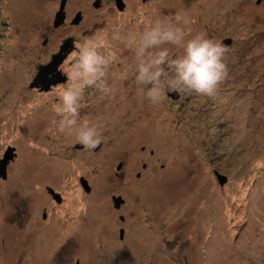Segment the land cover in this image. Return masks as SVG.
Returning <instances> with one entry per match:
<instances>
[{
  "label": "rangeland",
  "instance_id": "1",
  "mask_svg": "<svg viewBox=\"0 0 264 264\" xmlns=\"http://www.w3.org/2000/svg\"><path fill=\"white\" fill-rule=\"evenodd\" d=\"M3 1L0 21L10 28L0 37V159L8 147L15 157L7 177H0V264H28L32 257L23 248L26 261L15 260L24 242L14 228L16 204L27 201L31 214L54 215L46 186L62 192L66 181L80 175L100 186L119 161L133 181L135 172L142 174V187L138 182L124 194L137 199L148 221L135 232L133 247L118 242L110 253L96 252L99 264H264V0H151L146 11L129 4L133 14L142 12V23L130 12L110 14L85 0L79 28L84 37L114 29L130 36L159 15L180 14L189 35L203 32L234 42L224 58L228 75L212 96L179 94L173 100L166 94L156 106L131 80L116 94L122 108L107 103L108 95L98 96L93 109L99 119L113 117L101 120L107 123H100L104 141L96 152H80L74 138L58 133L54 90L27 87L45 56L31 48L43 22L53 16L54 0ZM113 49L122 57L110 72L121 79L134 58L119 42ZM86 108L80 107L81 119L96 117ZM141 146L145 152L139 159ZM217 173L226 177L224 184ZM71 196L66 193L67 200ZM105 254L114 260L103 261Z\"/></svg>",
  "mask_w": 264,
  "mask_h": 264
},
{
  "label": "flooded vegetation",
  "instance_id": "2",
  "mask_svg": "<svg viewBox=\"0 0 264 264\" xmlns=\"http://www.w3.org/2000/svg\"><path fill=\"white\" fill-rule=\"evenodd\" d=\"M0 1L4 2L3 0ZM90 1L92 7L96 10L104 8L110 14L111 12L113 14L130 12V18L135 23L138 20L142 23L144 21L142 12L133 14L134 10L129 8V4L137 5L140 7V10L146 11L151 0ZM54 2L56 8L53 16L51 19L43 22L38 32L39 35H37L31 48L32 53L36 54V50L37 52L43 50V54L45 55L44 59L38 60L27 86L29 89L39 92H51L65 82L66 78L62 69L68 57L75 50V44L85 34V32L79 31L84 21L82 9L85 0H54ZM257 3H259V0H257ZM60 9L64 12V19L61 22L54 23L55 16L60 12ZM135 10L137 11L138 9ZM77 15H79L78 18ZM76 18L77 20H75ZM9 28L10 25L8 23L0 21V32L3 37L4 30ZM78 31L82 35H78ZM224 40H230L226 45L227 48L234 44L231 37H226L221 42ZM111 43L112 47H114L115 42ZM42 66L46 67L38 75L39 77L36 78L39 68ZM117 67L118 63H116ZM110 71L111 68L106 76V81L111 87L112 92L108 94L109 102L107 103H113V105L122 108L123 106L120 104V101L116 99V94L120 93L119 86L123 94L126 81L118 79L119 77L116 79L112 78L113 76ZM117 79L118 82L116 83ZM170 93L172 92H168L167 95L172 99ZM100 95L101 93L94 88L86 89L84 98L81 101V106L87 107L86 114L90 110L93 114L95 111L93 108L96 106V102H98L97 97ZM177 95L176 99L179 98V94ZM110 107L109 105L107 106V108ZM95 113L96 117L89 114L86 119L92 122L96 120L99 126L103 122L101 120L113 117L104 116L103 119H99L97 110ZM114 116L116 117V115ZM100 127L102 128V126ZM107 129L106 127V131ZM101 145L92 151L101 150ZM74 147L80 152L84 151L81 145L77 143ZM130 150L132 149L130 148ZM140 152L139 155L136 154V157L138 158L139 156V159L144 156V146L140 147ZM149 154H153V151L150 150ZM102 159L104 161V158ZM123 167H125V163L119 161L112 175L101 179L100 186L99 183L97 185L96 180H88L82 175L77 180L66 181L64 183L65 189L62 192L51 186H46L45 189L50 197V204L57 209L54 215L45 210L42 211L40 216L31 214L27 201L23 202V205L16 204L18 207L14 212L15 218L13 220L16 224L14 228L21 232L24 242L20 246L21 248H18L15 260L19 263L25 262L27 259L25 249H29L32 257L30 256L28 264H99L100 260L96 252L104 251L105 253H110L117 246L118 242L123 243L126 247H133L134 243L137 242L135 241V237H133L137 234L135 232L145 223L146 219L148 221V218L146 214H143V211H140L141 208L140 204L136 202L137 199H129L124 194L127 191L130 192L132 186L138 187V182L140 183L139 187H142V174L139 171L135 172L136 181H133L122 172ZM141 168H146V163L143 161L141 162ZM66 193L72 195L71 200H67ZM90 198H94V201ZM10 206L13 205L11 204ZM23 248H25L24 251ZM110 260H114V258L106 256L103 259L107 263Z\"/></svg>",
  "mask_w": 264,
  "mask_h": 264
},
{
  "label": "clouds",
  "instance_id": "3",
  "mask_svg": "<svg viewBox=\"0 0 264 264\" xmlns=\"http://www.w3.org/2000/svg\"><path fill=\"white\" fill-rule=\"evenodd\" d=\"M186 19L159 15L148 21L143 31L126 36L120 29L82 37L68 57L62 71L65 82L54 89L53 111L58 117L59 134L72 137L84 150L97 149L104 141L103 130L89 119H81L80 106L86 89L103 95L112 92L106 76L121 57L111 42L131 51L134 63L121 79L131 80L136 90L152 105H160L167 92L214 95L227 77V47L200 32L189 35L182 25ZM173 49L178 50L173 54Z\"/></svg>",
  "mask_w": 264,
  "mask_h": 264
},
{
  "label": "water",
  "instance_id": "4",
  "mask_svg": "<svg viewBox=\"0 0 264 264\" xmlns=\"http://www.w3.org/2000/svg\"><path fill=\"white\" fill-rule=\"evenodd\" d=\"M79 17V15H77V18ZM77 18L75 20H77ZM64 19V12L62 9H60V12H58L55 16V22L54 23H58L63 21ZM230 40H224L222 43L226 46L229 43ZM46 66H42L39 68V71L36 75V78L39 77L38 75H40L43 72V69ZM33 86V84H32ZM170 96L172 97V99H176L177 98V93L172 92L170 93ZM15 153H14V148L13 147H8L4 154L3 157L0 159V177L2 179H5L7 177V165L9 163V161H11L14 157ZM217 175V179L219 180L220 184H224V182L226 181V177L224 175L221 174H216Z\"/></svg>",
  "mask_w": 264,
  "mask_h": 264
},
{
  "label": "built area",
  "instance_id": "5",
  "mask_svg": "<svg viewBox=\"0 0 264 264\" xmlns=\"http://www.w3.org/2000/svg\"><path fill=\"white\" fill-rule=\"evenodd\" d=\"M0 37H1V32H0Z\"/></svg>",
  "mask_w": 264,
  "mask_h": 264
}]
</instances>
